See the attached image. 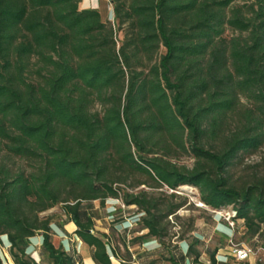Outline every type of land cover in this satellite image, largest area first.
<instances>
[{"label": "trees", "instance_id": "1", "mask_svg": "<svg viewBox=\"0 0 264 264\" xmlns=\"http://www.w3.org/2000/svg\"><path fill=\"white\" fill-rule=\"evenodd\" d=\"M81 2L0 0V246L6 237L15 264H42L30 251L40 234L49 264H83L54 244L56 223L41 215L61 204L64 232L74 222L94 262L113 264L92 205L111 197L138 207L132 231L147 233L132 245L164 244L184 202L120 185L137 174L172 199L196 187L204 204L232 206L237 226L261 235L264 174L240 186L229 168L264 146V0H111L114 22ZM180 153L194 164L179 165ZM201 243L193 235L187 252L162 259L199 262ZM217 251L210 264H222Z\"/></svg>", "mask_w": 264, "mask_h": 264}, {"label": "rangeland", "instance_id": "2", "mask_svg": "<svg viewBox=\"0 0 264 264\" xmlns=\"http://www.w3.org/2000/svg\"><path fill=\"white\" fill-rule=\"evenodd\" d=\"M101 12L104 19L111 14L110 5L106 2ZM111 18V16H110ZM114 22L115 19H112ZM122 36L121 33L119 37ZM165 49L162 48V52ZM179 165L191 167L195 159L188 153L176 154L174 159ZM264 174V146L253 153L240 154L229 168L231 180L236 185H244L251 182L256 176ZM139 181H145V184L135 186ZM130 192H139L145 190L159 197L166 203L183 201L184 205L175 215L168 217V236L164 239L165 243L160 244L158 240H151L145 244L132 245L131 241L134 236L147 233V230L133 232L132 230L139 227L136 220L139 216V210L136 205L126 206L122 197H111L102 206L100 201H93L92 205L97 211L99 218L96 220V232L110 235L112 247H115L118 255L112 256L113 264H145L152 259H158L159 264H170L168 260L162 259L168 257L171 252L181 254L187 252V242L193 235H198L202 239L199 248L202 255L199 262H193L190 257L186 262L181 264H210L209 253L218 248L216 252L217 259L222 264H241L249 261L250 264H257L258 261H264V226L261 235L251 237L245 234L242 226H237L232 218L233 207L229 206L215 212L209 206L201 201L200 192L196 187L189 185L180 186L175 193L178 197L172 199L170 190L167 186L157 187L145 175L132 176L127 184H120ZM118 207L125 209L123 214L117 213ZM116 213L117 217H124L120 220H114L111 215ZM42 217H53L56 223V231L53 234V242L58 247L61 244L70 251H75L82 259L83 264H96L92 259L91 248L85 244L77 235L73 233L67 235L59 223L66 219L63 213L62 205L43 212ZM231 217V218H230ZM234 222V224H233ZM114 223H118V229H114ZM237 223L242 224L243 220ZM69 229H74L72 222L68 224ZM37 242L33 244L31 255L42 264H49V260L44 254L42 247L41 235H36ZM4 243L0 246L4 264H15L9 253V242L4 237ZM127 242V245L125 243ZM252 247L253 253L244 261H239L236 257V247Z\"/></svg>", "mask_w": 264, "mask_h": 264}, {"label": "crops", "instance_id": "3", "mask_svg": "<svg viewBox=\"0 0 264 264\" xmlns=\"http://www.w3.org/2000/svg\"><path fill=\"white\" fill-rule=\"evenodd\" d=\"M106 2H108L109 3V5H110V9H111V14H110V16H111V18H110V16H108V18L107 19H104V17H103V15H102V17H103V19L104 20H112V19H115V15H114V9H113V5H112V2H111V0H82V2L80 3V7L82 8V9H87V8H97V9H99L100 10V12H101V10H102V8H103V6H106ZM101 14H102V12H101ZM72 222H70V223H68V224H71ZM74 223V222H73ZM67 224V225H68ZM67 225L65 226V228H66V230L69 232V233H73L74 234V231L77 229V226H75L74 227V229H69L68 227H67ZM76 225V224H75ZM75 235V234H74ZM36 239H38V238H36V236L34 237V238H32V246H31V248H30V251L32 250V248H34L33 247V244H35L36 242H37V240ZM40 241H43V238H42V236H41V240Z\"/></svg>", "mask_w": 264, "mask_h": 264}, {"label": "built area", "instance_id": "4", "mask_svg": "<svg viewBox=\"0 0 264 264\" xmlns=\"http://www.w3.org/2000/svg\"><path fill=\"white\" fill-rule=\"evenodd\" d=\"M214 211L217 212L218 210H214ZM235 216H236V211L233 210L232 218ZM252 253H253L252 247H247V246L236 247V257L239 261L246 260Z\"/></svg>", "mask_w": 264, "mask_h": 264}, {"label": "water", "instance_id": "5", "mask_svg": "<svg viewBox=\"0 0 264 264\" xmlns=\"http://www.w3.org/2000/svg\"><path fill=\"white\" fill-rule=\"evenodd\" d=\"M190 186V185H189ZM190 187H193V186H190Z\"/></svg>", "mask_w": 264, "mask_h": 264}]
</instances>
